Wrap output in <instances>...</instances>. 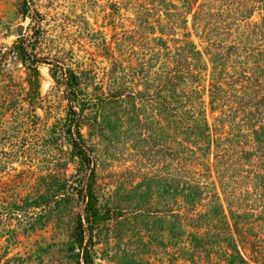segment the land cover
Masks as SVG:
<instances>
[{
    "label": "rangeland",
    "instance_id": "rangeland-1",
    "mask_svg": "<svg viewBox=\"0 0 264 264\" xmlns=\"http://www.w3.org/2000/svg\"><path fill=\"white\" fill-rule=\"evenodd\" d=\"M146 3L30 0L25 14L23 0H0V264H83L74 234L84 171L67 134L60 67L81 79V132L107 215L85 224L95 264H211L218 220L243 225L224 264H264V0L168 1L191 9L186 31L174 9ZM187 39L201 53V79L189 89L179 73L178 88L166 87L163 59ZM20 40L51 63L38 67L40 105ZM192 107L207 118L204 139L181 127Z\"/></svg>",
    "mask_w": 264,
    "mask_h": 264
},
{
    "label": "trees",
    "instance_id": "trees-1",
    "mask_svg": "<svg viewBox=\"0 0 264 264\" xmlns=\"http://www.w3.org/2000/svg\"><path fill=\"white\" fill-rule=\"evenodd\" d=\"M148 3L145 5H154L156 2H159V6H165L168 7L167 9H174L175 13L173 16L177 17V22L183 23L185 26V31L188 29V17L191 13V9L187 8L185 4L183 5V8L186 9V12L179 7H176L177 5H173L171 3H168V1L172 0H146ZM187 1V0H182ZM184 3V2H183ZM163 4V5H162ZM30 5V0H23L22 8L23 12L26 14L28 12V8ZM191 5V4H190ZM150 13H153L152 9H150ZM164 15H167L165 13ZM39 17L36 19L38 21ZM33 20H35V17H33ZM40 22V21H39ZM39 22L37 23L39 26ZM173 24L172 26H179L178 23ZM154 23V22H153ZM159 23V22H156ZM169 26V25H168ZM39 28V27H38ZM166 28H169L166 26ZM172 29V28H170ZM164 35L163 33H161ZM160 42V41H159ZM163 42V40L161 41ZM158 48L162 51V55H164V50H169L168 47H164L162 45H159ZM192 49V51L189 50ZM30 46L26 44L24 40H20L17 44V55L19 57V60L21 62L27 63L28 61L32 63V69L34 70L35 77H36V95L34 96V101L36 102V105H40L42 103L41 99V91H40V72L38 70V67L40 65H51V63L47 62L45 58H42L36 54L29 53ZM161 53V52H160ZM159 53V54H160ZM157 53H153V56L157 57L159 55ZM166 58L163 59V64L165 63L164 73L167 70L166 75V87L171 86L172 89H177L180 84L177 82V74L181 73L182 79H184V85L188 86L189 89H191V85L193 82H198L201 79V76L203 74L202 68L200 67L201 64H199V59L201 57V53L197 49V46L192 42L186 40L185 44L183 46H179L175 48L174 53L172 54V57L168 58V52L166 54ZM175 62V69L170 67L169 65L171 62ZM167 68V69H166ZM184 69L187 70V73L183 75ZM60 72L62 75L63 85L65 87V93H66V99L69 102L70 110H69V124L67 127V134L70 137L71 144L73 147V151L81 159V164L83 167L84 175L82 177V186L80 189L79 195L81 196V199L84 203V217H81L79 219V222L77 223V228L74 234V240L75 243L79 249V256L81 257L83 264H95L90 252V245H88V237L87 234L88 230L86 229V222L88 224H91V227L93 225H96L98 223H102L107 220V215L102 212L98 205V198L93 190L94 182L96 179V170L94 166V156L92 149L87 145L85 142V139L83 137V134L81 132V109L80 104L83 102L82 99V90H81V79L80 76L70 67H60ZM183 75V76H182ZM157 76V73H153L152 71L148 72V80L153 83V78ZM159 76V73H158ZM180 77V78H181ZM129 76H125L122 80H127ZM190 79L192 81H190ZM127 82L125 81L120 86L124 87L127 85ZM192 82V83H191ZM226 85V83L222 80H220L218 83L215 84V87L221 88V93H224V89L222 88ZM119 86V88H120ZM125 88V87H124ZM186 90V88L184 89ZM191 93L198 94L199 91L191 90ZM123 94H119L116 92L112 97H115L118 102L120 100H124L122 97ZM200 104H203V101H200ZM203 109V108H201ZM204 111V110H203ZM203 111L201 112V115L203 114ZM190 112H194V107L190 109ZM200 115L195 111L193 114L185 112L183 110L182 116L179 117L181 127L184 125H187V128L193 127L195 133H201V138L204 139L203 131H207V118L201 117ZM184 119V123L182 121ZM188 123H187V122ZM201 123V124H200ZM184 124V125H183ZM193 124V125H191ZM202 125V128L199 126ZM204 126V128H203ZM186 148V146H183V149ZM186 150H191V148L187 147ZM188 154V153H187ZM183 163L187 161V157L183 158ZM193 164V161H192ZM225 173V172H224ZM222 173V174H224ZM228 173V172H227ZM224 178L226 176H223ZM223 181H228V178L224 179ZM83 216V215H82ZM202 214H198V217H202ZM244 224H248L249 217L247 214H243L240 217ZM197 220V219H196ZM199 220V219H198ZM200 221V220H199ZM183 225L182 227L185 228H192V223H190L188 217L182 218ZM220 225L216 227V231L213 234H210V237L213 240V255L214 258H212L210 261L211 264H224L223 255L228 256V249L229 246H231V243H234L235 238L233 235L240 236L241 231L243 229V225L240 226V224L235 226L234 231L232 230L231 226L221 223L220 220H218ZM226 225L227 228L223 227ZM208 225V224H207ZM186 236H192L191 232L185 231L184 237ZM208 236V235H207ZM205 239L204 236H201L200 234L197 235V241L196 245L198 248V261H206L204 257V251L202 250ZM196 247V246H195ZM220 254V256H218ZM235 264V263H232Z\"/></svg>",
    "mask_w": 264,
    "mask_h": 264
}]
</instances>
